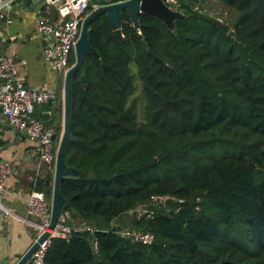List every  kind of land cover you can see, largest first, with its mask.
I'll list each match as a JSON object with an SVG mask.
<instances>
[{
	"label": "trees",
	"instance_id": "trees-1",
	"mask_svg": "<svg viewBox=\"0 0 264 264\" xmlns=\"http://www.w3.org/2000/svg\"><path fill=\"white\" fill-rule=\"evenodd\" d=\"M181 1L174 31L146 14L136 30L122 11L118 41L104 14L90 22L98 58L72 76L64 151L81 175L60 194L96 231L52 239L46 264H264V0H217L238 13L232 26ZM156 195L183 203L111 227Z\"/></svg>",
	"mask_w": 264,
	"mask_h": 264
},
{
	"label": "built area",
	"instance_id": "built-area-1",
	"mask_svg": "<svg viewBox=\"0 0 264 264\" xmlns=\"http://www.w3.org/2000/svg\"><path fill=\"white\" fill-rule=\"evenodd\" d=\"M19 0H0V27L12 21V9ZM53 9L51 19L40 20L35 26L34 37L42 42L44 61L51 67L55 77H63L70 69V59L75 53V45L80 34L82 22L87 14L92 0H43ZM122 0L118 2H123ZM168 8L180 12L181 0H160ZM101 5H93L92 10ZM0 40L3 36L0 33ZM57 92L52 90L28 89L23 79L18 75L12 57L0 53V113L8 126L18 132H25L27 137L37 144V163L35 180L28 200L25 204L27 217L33 218L36 235L33 243L48 232V237L38 245L30 259V264H46L45 256L54 238L65 239L72 233H93L96 230L85 224L67 225L68 212L59 214L58 221L52 230L51 204L46 201L43 191L36 189V180L44 173H54L56 148V129L45 125L34 115V107L40 104L54 105ZM11 174L8 163L0 160V213L9 215L10 210L5 206V183ZM170 203H183L182 200L170 195H156L148 203L140 204L129 211V215L152 217L154 209L166 208ZM125 238L143 245H150L155 237L152 233L126 228L119 233ZM32 243V244H33ZM95 247V246H94ZM96 251V247H95Z\"/></svg>",
	"mask_w": 264,
	"mask_h": 264
},
{
	"label": "crops",
	"instance_id": "crops-1",
	"mask_svg": "<svg viewBox=\"0 0 264 264\" xmlns=\"http://www.w3.org/2000/svg\"><path fill=\"white\" fill-rule=\"evenodd\" d=\"M42 2L43 0H19L15 3L11 11V23L6 26L2 23L0 27L3 36V40H0V53L13 58L18 75L28 89L56 90V103L36 105L34 115L45 125H52L56 129L57 151L64 125V78L53 75L50 65L44 61L42 42L34 37L37 22L51 19L54 12ZM0 160L11 167V174L5 183L4 200L11 214L0 213V264H16L17 256L22 257L26 253L36 235L33 226L35 220L27 217L25 204L35 180L37 144L25 132L11 129L1 113ZM53 176L54 173L49 188L53 187ZM39 179L41 177L36 180V184ZM70 222L73 223L71 215L65 223L75 225ZM125 224V221L121 223Z\"/></svg>",
	"mask_w": 264,
	"mask_h": 264
},
{
	"label": "water",
	"instance_id": "water-1",
	"mask_svg": "<svg viewBox=\"0 0 264 264\" xmlns=\"http://www.w3.org/2000/svg\"><path fill=\"white\" fill-rule=\"evenodd\" d=\"M42 4L44 5L45 2L43 1ZM122 11H126L130 22L133 24V27L136 30H139L138 18L140 14H146L157 18L163 24H165L170 31L175 30V21L186 18V16L181 12L168 8L160 0H127L123 2L111 3L93 9L84 18L80 29V34L75 45V62L67 71L64 78V125L63 133L56 151L53 187L43 190L46 201L50 202L51 204V222L49 225V230L54 228L58 221L59 214L68 212L70 215H72L71 208L67 204H64V199L60 194V184L65 180L77 178L81 175L79 170L68 167L65 164L64 151L67 143L72 139L70 131V87L72 76L80 69L87 54L94 56L96 59L98 58V54L88 42V26L97 15L104 14L110 29L112 30L113 36L118 41H124L120 24ZM227 36L229 38H235V33L233 31H229ZM55 139L56 136L53 138V141ZM48 235V232H45L37 242L30 246V248L22 257L17 256L18 262L16 264H30L31 256L38 248V245L42 243L48 237ZM91 249L92 251H95V247L92 245ZM4 264H7V262Z\"/></svg>",
	"mask_w": 264,
	"mask_h": 264
},
{
	"label": "rangeland",
	"instance_id": "rangeland-1",
	"mask_svg": "<svg viewBox=\"0 0 264 264\" xmlns=\"http://www.w3.org/2000/svg\"><path fill=\"white\" fill-rule=\"evenodd\" d=\"M110 1V0H107ZM122 0H111L112 3H117ZM192 8L202 13L208 14L209 16L221 20L226 23L228 26H232L238 17V13L235 10L226 9L219 1L217 0H194L192 1ZM233 31V30H231ZM75 59V53L73 55ZM131 215L124 214L121 215L118 219H115L111 223V227L121 225L122 222H126V225L130 222Z\"/></svg>",
	"mask_w": 264,
	"mask_h": 264
},
{
	"label": "flooded vegetation",
	"instance_id": "flooded-vegetation-1",
	"mask_svg": "<svg viewBox=\"0 0 264 264\" xmlns=\"http://www.w3.org/2000/svg\"><path fill=\"white\" fill-rule=\"evenodd\" d=\"M105 1H107V0H105ZM111 1V0H110ZM110 1H108V2H110ZM112 2H110L109 4H111ZM106 5H108V4H106ZM103 6H105V5H103Z\"/></svg>",
	"mask_w": 264,
	"mask_h": 264
}]
</instances>
